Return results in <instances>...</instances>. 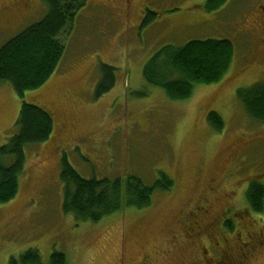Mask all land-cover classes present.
Segmentation results:
<instances>
[{
	"label": "rangeland",
	"instance_id": "obj_1",
	"mask_svg": "<svg viewBox=\"0 0 264 264\" xmlns=\"http://www.w3.org/2000/svg\"><path fill=\"white\" fill-rule=\"evenodd\" d=\"M207 1L88 0L61 35L64 57L41 87L26 91L22 99L11 82H0V145L17 133L24 101L44 107L54 118L50 139L26 146L17 197L0 203V264H10L11 257L19 258L30 247L38 248L47 264L55 251L64 252L68 264H121L124 234L132 240L124 264L142 252L155 257L156 264H169L166 238L213 179L217 189L208 195L218 199L214 223L205 230L207 253L199 255L186 243L184 257L191 264H215L247 232L264 239V213L247 200V180L264 172V124L247 113L237 95L239 88L264 81L262 66L251 69L244 63L246 41L252 40V31L258 33L259 19L249 1L231 0L211 12ZM32 3L29 14L0 31V46L45 17L44 0ZM144 7L157 13L146 29L141 28ZM205 38L235 44L234 60L218 82L196 85L183 100H172L164 89L145 82L144 66L161 48ZM102 64L119 73L115 86L97 98ZM211 111L224 119L223 131L210 124ZM65 155L87 178L136 175L152 185L165 172L175 185L156 191L150 206H125L98 222L78 221L63 210ZM252 251L251 264H264V242Z\"/></svg>",
	"mask_w": 264,
	"mask_h": 264
},
{
	"label": "trees",
	"instance_id": "obj_2",
	"mask_svg": "<svg viewBox=\"0 0 264 264\" xmlns=\"http://www.w3.org/2000/svg\"><path fill=\"white\" fill-rule=\"evenodd\" d=\"M229 1L208 0L206 9L209 12L220 10ZM44 2L48 7L45 17L0 46V82H11L22 99L26 91L41 87L58 68L66 51L61 35L72 28L78 12L88 0ZM156 14L147 8L141 28H148ZM234 57L235 44L231 39H193L183 46L166 45L161 48L145 64L143 77L147 84L164 89L170 99L183 100L192 96L196 85L218 82L229 70ZM118 73L117 67L102 64L97 98L115 86ZM237 95L247 113L264 124V81L239 88ZM208 120L216 131L221 132L225 128L224 119L215 111L208 114ZM17 126V133L0 145V203L17 197L20 176L26 171V146L49 140L54 131V118L44 107L24 101ZM61 178L64 183L63 210L73 213L78 221L93 222L120 212L125 206H150L156 191H169L175 185V180L165 172H161L152 185L136 175L87 178L79 173L66 155L62 160ZM247 200L256 212L264 213V183L253 182L247 190ZM182 258V263L191 264L186 257ZM10 264L47 263L38 248L30 247L19 258L11 257ZM49 264H68V258L64 252L55 251Z\"/></svg>",
	"mask_w": 264,
	"mask_h": 264
},
{
	"label": "flooded vegetation",
	"instance_id": "obj_3",
	"mask_svg": "<svg viewBox=\"0 0 264 264\" xmlns=\"http://www.w3.org/2000/svg\"><path fill=\"white\" fill-rule=\"evenodd\" d=\"M246 1H249V8L256 12L255 18L259 19V22L258 33H254L252 31V40L249 41V43L246 41L245 48L247 50L246 55H248L246 56L244 63L245 65H251V69L262 66L261 69L264 72V0ZM32 5V0H9L7 2L0 1V31L5 29L13 20L15 21V19L29 14L32 10ZM145 9L147 8L144 7L142 9V20L146 12ZM248 14L252 16L250 12ZM241 32H245V30L243 29ZM254 57L255 59H253ZM237 155L238 154H234V156ZM263 180L264 172L255 174L254 177L247 180L249 181L247 190L253 182L261 181L264 183ZM217 185L218 180L213 179L208 185L207 193H202L199 200L195 202L187 212L184 213L181 220L182 225H180L176 231L166 238L165 255L169 264H186L182 263V257H184L182 247L187 246L186 243H190V247L196 248L200 253L199 255L203 256L207 253V249L203 241L204 238H206L204 237L206 235L205 230L214 223V221L211 220V214L216 203L215 200L218 199L217 196L216 198L215 196L211 197L208 195V193L216 192ZM223 224H226L225 218L223 219ZM246 237V239L238 242L235 249H231L230 247L224 249L225 253L223 254V260H216V263L251 264L255 257L252 251L253 246L260 245L264 242V239H262L261 234L257 232H247ZM131 241L132 240L127 234L123 235L122 245L119 252V260L121 264H124L130 260L128 252ZM177 256L178 259H176ZM139 257L140 258L133 262L131 259L130 264H156L157 262V259L148 252H142L139 254Z\"/></svg>",
	"mask_w": 264,
	"mask_h": 264
}]
</instances>
